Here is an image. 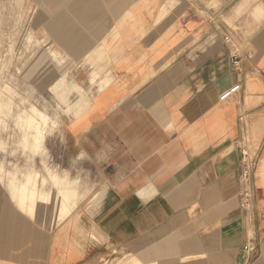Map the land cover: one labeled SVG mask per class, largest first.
<instances>
[{"label":"crops","instance_id":"0c3cea01","mask_svg":"<svg viewBox=\"0 0 264 264\" xmlns=\"http://www.w3.org/2000/svg\"><path fill=\"white\" fill-rule=\"evenodd\" d=\"M25 1L57 51L105 68L63 131L102 157L14 209L0 264H239L249 242L264 264V176L249 217L237 145L262 172L264 0Z\"/></svg>","mask_w":264,"mask_h":264},{"label":"rangeland","instance_id":"374dc122","mask_svg":"<svg viewBox=\"0 0 264 264\" xmlns=\"http://www.w3.org/2000/svg\"><path fill=\"white\" fill-rule=\"evenodd\" d=\"M34 17L25 0H0V248L17 206L34 202L38 189L53 184V178L72 180V163L83 166L102 157L75 155L72 138L63 131L72 117V102L94 92L105 68L97 65L91 73L84 65L77 67L68 53L53 47L50 28L37 25ZM102 81L109 83L108 76ZM227 95L220 100L230 99ZM246 142L250 156L257 159L258 151ZM237 145H245V139ZM259 166L254 176L262 180ZM82 172L77 171L78 182ZM90 188L78 185L77 191L85 194ZM130 254L115 252L110 259L119 264Z\"/></svg>","mask_w":264,"mask_h":264},{"label":"built area","instance_id":"2783aa9c","mask_svg":"<svg viewBox=\"0 0 264 264\" xmlns=\"http://www.w3.org/2000/svg\"><path fill=\"white\" fill-rule=\"evenodd\" d=\"M227 39L228 38L225 37V40ZM232 58L233 60H236L234 56ZM226 94H228L227 97L232 96L231 93H226ZM239 150H240V175H239L240 195H241L244 211L248 213L250 217V212L253 209L252 177H253V173H254V169L256 165V159L250 156L247 144L243 146H239ZM258 253H259V249L257 245L251 242L247 243L246 245H244V247L241 250L239 264H253L255 258L258 256Z\"/></svg>","mask_w":264,"mask_h":264},{"label":"bare ground","instance_id":"6f19581e","mask_svg":"<svg viewBox=\"0 0 264 264\" xmlns=\"http://www.w3.org/2000/svg\"><path fill=\"white\" fill-rule=\"evenodd\" d=\"M111 80V79H110ZM199 257V256H198Z\"/></svg>","mask_w":264,"mask_h":264}]
</instances>
